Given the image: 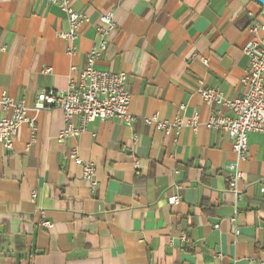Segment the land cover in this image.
<instances>
[{
	"label": "crops",
	"instance_id": "0c3cea01",
	"mask_svg": "<svg viewBox=\"0 0 264 264\" xmlns=\"http://www.w3.org/2000/svg\"><path fill=\"white\" fill-rule=\"evenodd\" d=\"M71 5L90 18L73 42L59 35L69 29L60 4L0 0V98L33 107L37 93L66 89L97 42L100 16L112 12L116 29L96 67L128 75L135 119H96L61 141L62 110H29L36 129L23 123L12 150L0 143V264H264V133L249 135L236 193L228 180L233 141L207 128L216 106L200 93L245 92L247 27L264 23V7L256 0ZM155 114L169 123L199 120L196 129L165 131L145 121ZM73 148L94 164V189L70 157Z\"/></svg>",
	"mask_w": 264,
	"mask_h": 264
},
{
	"label": "built area",
	"instance_id": "2783aa9c",
	"mask_svg": "<svg viewBox=\"0 0 264 264\" xmlns=\"http://www.w3.org/2000/svg\"><path fill=\"white\" fill-rule=\"evenodd\" d=\"M66 11L69 29L59 35L69 41H75L84 25L90 22V18L82 12L76 11L71 5V0H51ZM116 29L114 14L112 12L100 16L96 27L97 42L91 47L86 56V64L77 77H71L68 87L64 90H49L37 93L33 107L28 106L25 99L3 93L0 105L5 115L0 118V143L12 150L14 139L23 123H29L34 131L36 129L33 119L28 117L29 110L42 111V109L58 108L63 111L66 127L60 132L59 139L78 136L86 130L89 124L99 119L106 121L111 118H119L125 124L130 125L135 114L130 110L131 92L128 86V75L125 72L101 70L96 63L108 50L111 36ZM250 39L243 47L249 62V71L243 77L245 92L236 98H228L220 87H207L200 90L205 103L215 107V112L206 122V126L212 130L227 132L232 141L236 160L230 164L229 184L237 193L236 183L242 177L239 165L248 153V139L252 132L264 133V23L253 20L247 27ZM6 49V45H0V50ZM75 52V46L70 49ZM197 55L193 54V58ZM202 61L207 64L208 59ZM47 72L50 69H46ZM226 107L231 114H223L221 108ZM184 105H180L183 109ZM78 119V123H76ZM197 115L184 121L177 117L174 123L158 119V115L146 117L145 121H155L157 127L165 131L171 128L180 130L183 126H191L196 129L198 125ZM34 140V136L33 139ZM30 146V143L29 145ZM70 157L83 168V177L90 182L91 189L97 185L96 170L92 163H85L78 154L77 148H73ZM36 196L35 193L32 194ZM241 197L240 194L237 195ZM171 204L180 201L178 196H172L168 200ZM42 226L51 227L49 220H42Z\"/></svg>",
	"mask_w": 264,
	"mask_h": 264
},
{
	"label": "water",
	"instance_id": "95a60500",
	"mask_svg": "<svg viewBox=\"0 0 264 264\" xmlns=\"http://www.w3.org/2000/svg\"><path fill=\"white\" fill-rule=\"evenodd\" d=\"M256 2L264 7V0H256Z\"/></svg>",
	"mask_w": 264,
	"mask_h": 264
}]
</instances>
